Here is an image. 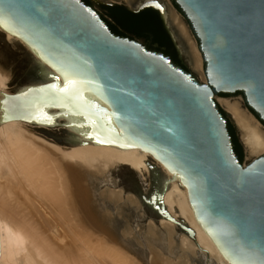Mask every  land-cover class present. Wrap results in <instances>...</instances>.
I'll use <instances>...</instances> for the list:
<instances>
[{
    "label": "water",
    "instance_id": "obj_1",
    "mask_svg": "<svg viewBox=\"0 0 264 264\" xmlns=\"http://www.w3.org/2000/svg\"><path fill=\"white\" fill-rule=\"evenodd\" d=\"M170 1L197 42L205 81L197 79L179 54L186 69L168 55L145 48L137 41L143 38L146 43L145 36L122 29L132 39L113 33L105 6L120 4L0 0V8L14 5L0 28L11 29L35 55L56 70L74 71L77 75L69 79L80 81L68 94L46 88H63V72L61 82L29 88L32 91L0 89V122L12 115V120L19 116L55 125L56 120L35 115L34 101L41 99L62 108L75 120L78 135H89L90 141L148 151L175 172L173 177L181 178L197 220L229 262L264 264V153L244 164L245 150H240L239 161L227 121L237 139L235 124L214 99L241 94L245 107L264 125V0ZM88 7L107 25L108 37L97 38L81 27L77 14ZM205 86L208 106L203 101ZM229 157L236 163L229 164Z\"/></svg>",
    "mask_w": 264,
    "mask_h": 264
},
{
    "label": "bare ground",
    "instance_id": "obj_2",
    "mask_svg": "<svg viewBox=\"0 0 264 264\" xmlns=\"http://www.w3.org/2000/svg\"><path fill=\"white\" fill-rule=\"evenodd\" d=\"M118 1L132 8L143 3H160L159 0ZM160 5L166 25L188 54L192 69L203 74L202 57L189 28L168 3ZM0 32L6 41L22 45L40 68L45 81L24 89L61 82V72L35 55L34 49L15 32L1 28ZM7 79V72L0 67V89L6 90ZM88 93L93 95L89 90ZM34 103L38 118L62 119L75 135L76 143L63 148L41 138L30 127L29 120L33 119L17 116V120H12V115H8V121L0 122V264H197L198 253L207 263L237 264L228 261L197 220L181 178L173 177L175 172L159 164L142 148L90 141L89 135H78L75 120H69L62 108L46 105L41 99ZM224 104L248 154H263L261 123L239 101H224ZM148 158L164 175L160 201L167 216H162L159 226L166 238L168 254L154 246L153 241L160 235L150 222L144 239L148 257L145 263L127 246V241L136 240L130 223L125 221L120 234L117 232L113 212L94 200L87 178L105 177L109 168L120 164L143 177L148 172ZM100 196L109 206L113 205V210H118L115 204L121 198L120 190L105 189ZM128 198L135 203L134 198ZM180 223L186 227L185 233H177L176 226ZM174 250L178 252L176 257Z\"/></svg>",
    "mask_w": 264,
    "mask_h": 264
},
{
    "label": "rangeland",
    "instance_id": "obj_3",
    "mask_svg": "<svg viewBox=\"0 0 264 264\" xmlns=\"http://www.w3.org/2000/svg\"><path fill=\"white\" fill-rule=\"evenodd\" d=\"M97 2L104 4L115 3L120 4L121 6H125L126 8L133 9L132 7L126 5L124 2L118 0H97ZM159 2L168 3L173 8L170 0H159ZM179 15L186 24V21L181 16V14ZM168 31L171 33V30L169 28ZM173 38L175 46L178 49V54L184 59L186 67L191 72L197 73V79L205 81L204 75L202 73L200 74L194 69H192L188 54L185 52L184 49L181 48L179 41L175 37ZM137 41L143 44V38H137ZM194 43L195 45H197L195 39ZM35 65L36 61L32 59L31 55L25 50L22 45L17 42L6 41L3 34L0 32V67L8 74L6 90L14 92L20 91L24 90V88L26 87H30L44 82L45 80L41 76L40 68L38 69ZM202 69L203 63L201 62V71ZM214 99H217V104L219 108L225 113H227L234 122L235 134L237 136V139L239 143L243 144L236 123L224 104V101L236 100L240 102L241 106L244 109L249 111L244 105L241 94H220L216 95ZM29 121L30 127L33 128L34 132L37 133V135L41 136V138L52 142V144L62 146L63 148H68L76 143L75 135L63 125L62 119H57L55 125H52V122L38 123L32 120ZM261 125L264 129V125ZM72 140H74L75 142H72ZM240 150H245L244 164H247L253 158L259 156H252L248 154L245 149V146H240ZM146 164L148 167V172L143 177H141L135 170L131 169L127 165L120 164L109 168L107 170V173H105V177H102L100 175H97L95 177L92 175V177L91 175H89L87 178V182L92 190L94 200L99 205L102 204V206H108V208L113 212L114 217L118 223L117 232L119 234L123 223L125 221H128L130 223L132 230L136 235V240H132V242L130 240L127 241V246L135 256L143 260L145 263H148L144 239L146 236L148 224L150 222L159 229L160 238L153 241L154 246L159 249L164 255H167L168 253L166 246V238L162 228L159 226V221L161 220L162 216H164V209L161 203H149V201L152 200L153 197H156L158 198V200H160V194L164 182V175L150 158L146 160ZM105 189L121 191V198L115 204L118 210H113V205L109 206L107 202L101 198L100 193ZM128 197L134 198L135 203L130 202ZM176 231L177 233H185L187 230L184 224L180 223L176 226ZM173 255L174 257L178 255L177 250H174ZM196 263L211 264L207 263L206 258L203 255H200V253H198Z\"/></svg>",
    "mask_w": 264,
    "mask_h": 264
},
{
    "label": "trees",
    "instance_id": "obj_4",
    "mask_svg": "<svg viewBox=\"0 0 264 264\" xmlns=\"http://www.w3.org/2000/svg\"><path fill=\"white\" fill-rule=\"evenodd\" d=\"M106 14L112 22L106 21L109 29L115 34H123L120 29L135 35L151 36V45L154 49L170 56L173 62L180 63L170 47L169 37L157 15L151 11L132 13L120 5L105 6ZM182 65V64H181ZM228 132L231 136L233 149L241 162L240 146L234 135L231 124L227 121Z\"/></svg>",
    "mask_w": 264,
    "mask_h": 264
},
{
    "label": "snow or ice",
    "instance_id": "obj_5",
    "mask_svg": "<svg viewBox=\"0 0 264 264\" xmlns=\"http://www.w3.org/2000/svg\"><path fill=\"white\" fill-rule=\"evenodd\" d=\"M79 2H80V0H77V4H79ZM154 6L157 9L163 10L159 3H155ZM13 7H14V5L6 4L3 8H0V25H2L4 23L3 17ZM77 15H78L79 24L81 25V27L83 29L90 31L97 38L108 37L109 33H108L107 25L101 19V17L98 15V13L96 11H94L91 7L83 8ZM8 30L11 31V29H8ZM136 47L138 48L139 45H136ZM149 55H151V54H149ZM159 59L161 62L167 63L166 61H164L163 56H161ZM57 71L64 73V87L60 88L58 84H49V85H46L47 89H55L57 92H62L64 94H68L70 91L74 90L78 84H80V81L75 79V78L69 79L70 76L75 77L77 75L74 71L67 70L63 67H57ZM57 80H59V77H57ZM189 83H191L190 80H189ZM29 91H32V89H29ZM41 91H43V89H41ZM208 100H209V97L207 95V86H205V94L203 97V101H204L205 106H208ZM218 140L220 142L223 141V132L222 131L218 134ZM98 142H102V141H98ZM228 163L229 164H235L236 162L233 161L231 159V157H229ZM149 203L150 204L162 203V201L158 200V198H156V197H153L152 200L149 201ZM164 215L167 216V213L165 212ZM222 227L224 228L225 231L229 230V226H227V225H223Z\"/></svg>",
    "mask_w": 264,
    "mask_h": 264
},
{
    "label": "flooded vegetation",
    "instance_id": "obj_6",
    "mask_svg": "<svg viewBox=\"0 0 264 264\" xmlns=\"http://www.w3.org/2000/svg\"><path fill=\"white\" fill-rule=\"evenodd\" d=\"M86 4H88V5H90L91 6V4H90V2H89V0H83ZM140 5H142V6H140ZM137 8H139L137 11H132V9H128V8H126L125 6H123L126 10H128V11H130V12H132V13H139V12H142V11H151V12H153L154 14H156L157 15V17H158V19L160 20V22H161V24H162V26H163V28H164V30L166 31V33H167V35H168V37H169V40H170V47L172 48V51L175 53V55H176V57L178 58V49H177V47L175 46V43H174V41L171 39V37H170V35H169V33H168V31L166 30V28H165V26H164V24H163V21H162V18H161V14H160V12H159V10L155 7V6H153L154 4H152L151 5V3L149 4H147V3H143V4H140ZM121 6V5H120ZM137 8H133V9H137ZM161 11V10H160ZM119 35V34H118ZM120 36H123V37H127V38H130V39H132L131 37H129V36H127V35H124V34H121ZM145 48H147V49H149V50H155V51H158V50H156V49H154L153 47H152V45H151V36H149V38L147 39V41H146V43H144V44H142ZM160 52H162V51H160ZM163 53V52H162ZM167 55V54H166ZM169 56V55H168ZM170 57V56H169ZM172 60V59H171ZM178 60H179V58H178ZM180 61V60H179ZM174 63H176V62H174ZM176 64H178V65H180L182 68H184V69H186L184 66H183V64L181 65L180 63H176ZM227 129H228V127H227Z\"/></svg>",
    "mask_w": 264,
    "mask_h": 264
}]
</instances>
